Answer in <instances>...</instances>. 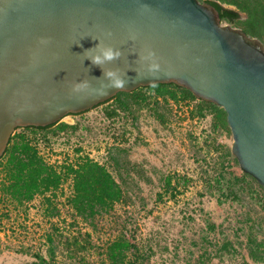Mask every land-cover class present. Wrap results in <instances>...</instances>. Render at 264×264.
Listing matches in <instances>:
<instances>
[{
  "label": "water",
  "instance_id": "1",
  "mask_svg": "<svg viewBox=\"0 0 264 264\" xmlns=\"http://www.w3.org/2000/svg\"><path fill=\"white\" fill-rule=\"evenodd\" d=\"M46 39L47 44H41ZM98 44L118 58L97 66ZM147 49L160 69L150 72ZM94 51V50H93ZM107 70L125 80L107 87ZM87 80L90 93L71 85ZM227 112L232 155L264 187V42L200 0H0V158L18 128L47 127L155 84ZM106 88V94L95 90Z\"/></svg>",
  "mask_w": 264,
  "mask_h": 264
},
{
  "label": "rangeland",
  "instance_id": "2",
  "mask_svg": "<svg viewBox=\"0 0 264 264\" xmlns=\"http://www.w3.org/2000/svg\"><path fill=\"white\" fill-rule=\"evenodd\" d=\"M195 105L141 90L68 115L48 130L16 129L14 134L31 137L57 170L86 156L104 164L126 196L112 210L86 220L71 205L73 179L64 175L59 189L20 203L6 192V161H1L0 264H32L39 257L50 264H108L107 248L121 237L150 255V264H191L204 250L205 236L232 234L244 211L235 202L220 201L213 177L228 161L225 150L231 149L233 135L215 129L212 115L194 116ZM168 177L174 179L171 188ZM208 222L216 223V231ZM140 252L132 247L125 264H133Z\"/></svg>",
  "mask_w": 264,
  "mask_h": 264
},
{
  "label": "trees",
  "instance_id": "3",
  "mask_svg": "<svg viewBox=\"0 0 264 264\" xmlns=\"http://www.w3.org/2000/svg\"><path fill=\"white\" fill-rule=\"evenodd\" d=\"M200 1L214 5L219 10L222 21L238 24L248 35L264 42V0ZM226 5L234 6V9ZM243 13L246 14V18H243ZM141 90H151L156 98L166 101L177 102L181 99L194 101L196 102L194 116L212 115L215 129L231 132L227 112L223 107L199 100L191 91L174 83L141 87L129 93L120 92L104 104L119 100L123 96L134 97ZM141 100L148 99L143 95ZM120 107L128 110L130 105L121 104ZM120 107L113 111L116 113ZM57 124L22 129L44 131ZM67 126V123L62 124V127ZM225 157L228 161L226 164L224 161L213 177L219 191V199L221 202H235L244 212L238 217L239 221L232 234L229 231H221L219 238L205 236L204 250L191 264H264V187L241 170L239 161L232 155L229 146L225 150ZM1 161H6V192L20 203L31 201L38 194L47 195L59 189L64 175L72 176L73 179L74 193L71 205L76 213L86 220L112 210L117 203L125 200L126 192L122 184L104 164L86 156L65 164L61 167L62 170H57L39 154L33 139L25 133L13 134L4 156L0 158ZM173 181L172 177L166 179L169 188L172 187ZM208 229L216 231V223L208 222ZM132 247L140 252L139 248L126 237L111 242L106 252L108 264H125ZM50 254L54 257L53 248ZM32 264L50 263L39 257L38 262ZM133 264H150V255L141 251Z\"/></svg>",
  "mask_w": 264,
  "mask_h": 264
},
{
  "label": "clouds",
  "instance_id": "4",
  "mask_svg": "<svg viewBox=\"0 0 264 264\" xmlns=\"http://www.w3.org/2000/svg\"><path fill=\"white\" fill-rule=\"evenodd\" d=\"M48 41L46 39L41 40V44H47ZM94 50V51H93ZM90 54L88 55V59L91 63L100 66L103 65L107 61H112L119 57L120 52L118 49L113 48L110 45L98 44L94 49L87 50ZM143 59L146 61H150L148 64V69L150 72H155L160 69V64L156 60L155 53L151 49H147L146 53L143 55ZM105 76L109 80V84L107 87H115L120 88L125 84V80L117 75L115 71L107 70L105 72ZM71 91L74 94L85 93L88 94L92 91L89 89V82L87 80H81L79 82H74L71 85ZM95 93L103 95L106 94V88H101L95 90Z\"/></svg>",
  "mask_w": 264,
  "mask_h": 264
}]
</instances>
